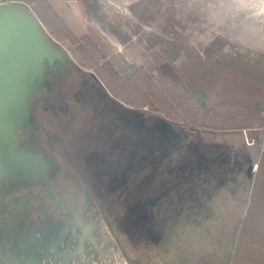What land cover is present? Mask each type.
<instances>
[{
    "label": "rangeland",
    "instance_id": "374dc122",
    "mask_svg": "<svg viewBox=\"0 0 264 264\" xmlns=\"http://www.w3.org/2000/svg\"><path fill=\"white\" fill-rule=\"evenodd\" d=\"M100 1L104 20L84 39L42 27L114 96L161 119L165 138L134 164L125 184L104 194L126 254L88 202L81 209L88 228L76 239L90 254H60L57 264H229L244 201V140L228 130L262 127L264 115L254 105L206 109L199 93L152 67L150 56L163 53L172 64L187 48L207 55L244 49L247 61L264 62V0ZM113 196L127 204H114Z\"/></svg>",
    "mask_w": 264,
    "mask_h": 264
},
{
    "label": "flooded vegetation",
    "instance_id": "af4514ba",
    "mask_svg": "<svg viewBox=\"0 0 264 264\" xmlns=\"http://www.w3.org/2000/svg\"><path fill=\"white\" fill-rule=\"evenodd\" d=\"M64 53L65 62L46 67L48 85L33 96L31 121L19 130L22 147L39 155L43 177L18 186L0 181V264H57L60 254H90L77 240L88 228L81 219L88 202L126 254L103 208L104 194L125 184L134 164L165 138L161 119L121 101ZM127 200L111 201L124 207ZM139 220L146 235L145 219Z\"/></svg>",
    "mask_w": 264,
    "mask_h": 264
},
{
    "label": "crops",
    "instance_id": "0c3cea01",
    "mask_svg": "<svg viewBox=\"0 0 264 264\" xmlns=\"http://www.w3.org/2000/svg\"><path fill=\"white\" fill-rule=\"evenodd\" d=\"M14 1L26 4L51 32L56 34V29L61 27L76 39L88 37L99 20H104V7L99 0H9L5 3ZM222 50L207 55L199 49L187 48L172 64L162 57L163 53L155 61L150 56V64L159 66L160 72L170 71L181 85L199 93L208 110L254 105L264 115V62L247 61L244 49L231 53ZM228 131L231 136H243L244 140V187L239 192L244 201L236 208L240 213L229 249V264H264V124ZM252 131L253 136H249L247 132ZM251 139L255 146L248 145Z\"/></svg>",
    "mask_w": 264,
    "mask_h": 264
},
{
    "label": "water",
    "instance_id": "95a60500",
    "mask_svg": "<svg viewBox=\"0 0 264 264\" xmlns=\"http://www.w3.org/2000/svg\"><path fill=\"white\" fill-rule=\"evenodd\" d=\"M66 59L26 4H0L1 182L18 186L42 176L39 155L22 147L19 130L31 121L33 96L48 85L46 67Z\"/></svg>",
    "mask_w": 264,
    "mask_h": 264
},
{
    "label": "built area",
    "instance_id": "2783aa9c",
    "mask_svg": "<svg viewBox=\"0 0 264 264\" xmlns=\"http://www.w3.org/2000/svg\"><path fill=\"white\" fill-rule=\"evenodd\" d=\"M5 2H6V0H0V4L5 3ZM248 145H254V141L253 140H250L248 142Z\"/></svg>",
    "mask_w": 264,
    "mask_h": 264
},
{
    "label": "bare ground",
    "instance_id": "6f19581e",
    "mask_svg": "<svg viewBox=\"0 0 264 264\" xmlns=\"http://www.w3.org/2000/svg\"><path fill=\"white\" fill-rule=\"evenodd\" d=\"M55 65V64H54ZM49 68V67H48Z\"/></svg>",
    "mask_w": 264,
    "mask_h": 264
}]
</instances>
